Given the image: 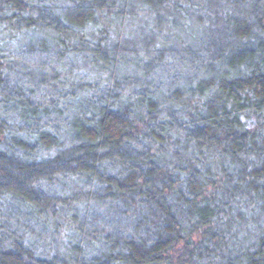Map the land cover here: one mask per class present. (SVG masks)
Instances as JSON below:
<instances>
[{"label": "trees", "instance_id": "16d2710c", "mask_svg": "<svg viewBox=\"0 0 264 264\" xmlns=\"http://www.w3.org/2000/svg\"><path fill=\"white\" fill-rule=\"evenodd\" d=\"M0 264H264V0H0Z\"/></svg>", "mask_w": 264, "mask_h": 264}, {"label": "rangeland", "instance_id": "374dc122", "mask_svg": "<svg viewBox=\"0 0 264 264\" xmlns=\"http://www.w3.org/2000/svg\"><path fill=\"white\" fill-rule=\"evenodd\" d=\"M224 10V9H223ZM225 12L227 13H231V10L230 9H225L224 10ZM163 15V14H162ZM154 16V14H152V17ZM167 18H165V21L163 23H165L166 25H170V26H177L179 27L180 29H182V31L189 35L190 34V27H191V24L195 23L194 21V18L193 17H189V18H179V17H176V19L174 18H170L169 16H166Z\"/></svg>", "mask_w": 264, "mask_h": 264}]
</instances>
